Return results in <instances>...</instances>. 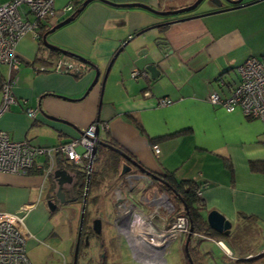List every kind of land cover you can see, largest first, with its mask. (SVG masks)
Wrapping results in <instances>:
<instances>
[{
    "label": "crops",
    "instance_id": "1",
    "mask_svg": "<svg viewBox=\"0 0 264 264\" xmlns=\"http://www.w3.org/2000/svg\"><path fill=\"white\" fill-rule=\"evenodd\" d=\"M73 1L55 0L58 13L43 22L49 28L45 33L72 15L62 9ZM84 1L79 0L82 4ZM110 1L144 3L161 11L194 2ZM246 1L245 6L214 14H207L214 8L203 2L194 11L177 16H160L141 7H117L102 0L90 2L73 21L48 35L50 43L99 67L100 81L89 91L95 77L91 64L69 55L48 57L46 50L42 54L46 59L37 61L40 42L32 34L26 35L17 45V71L10 73L7 65L0 66L4 83L7 77L12 79L13 95L8 108L0 113V130L15 141L52 147L79 137L94 122L105 124L100 129L103 140L115 141L151 173L169 174L178 181H196L205 204L202 214L207 218L210 211H219L232 222L229 234L238 232L241 238L244 236L238 244L227 238L229 234L214 229L221 236H195L192 248L198 262L231 264L233 260L264 253V123L246 117L241 109L229 112L209 101L214 91L223 97L231 94L240 80L237 67L248 58L264 57V0ZM164 22L170 23L153 27ZM122 47L105 77L112 58ZM60 58L79 64L80 69L75 72L82 69V74L77 77L73 75L75 72L58 73L50 69ZM149 65L157 67L155 78L147 70ZM135 70L142 73L137 78L132 76ZM220 79L224 85L219 83ZM3 89L4 86L0 88V105ZM163 98L172 102L161 105ZM29 109L36 111L35 116L29 115ZM154 145L160 149L158 154ZM60 159L62 166L56 169H65L74 177L72 183L63 187L66 198L74 199L69 204L79 203L83 209V201H79L72 184L77 182L76 171L85 169ZM46 161L44 156L37 159L43 165ZM131 166L134 172L127 174H141ZM50 176L0 172V211L25 215L27 231L33 237L42 241L54 237L57 246L68 242L69 254L74 238L69 220L61 215L68 208L75 213L78 207L68 204L54 211L49 209L47 202L58 189V183ZM143 177L137 178L130 190L133 199L144 207L143 196L151 190V182H145ZM115 179L112 176L104 179L95 193L100 195L99 201L92 205L100 204L104 216L110 204L114 218L122 209L119 201L122 205L130 203V196L122 195L118 201L116 192L113 194L109 186ZM140 179L144 180L142 188L137 182ZM157 220L163 224L161 216ZM187 237L182 234L172 245L181 250L183 264Z\"/></svg>",
    "mask_w": 264,
    "mask_h": 264
},
{
    "label": "built area",
    "instance_id": "2",
    "mask_svg": "<svg viewBox=\"0 0 264 264\" xmlns=\"http://www.w3.org/2000/svg\"><path fill=\"white\" fill-rule=\"evenodd\" d=\"M73 9V2H70L62 9V12L71 13ZM57 13L55 0H0V66L2 64L7 65L10 73L17 71L19 59L16 49L19 41L28 34L38 38L42 23ZM39 69L46 70L45 67ZM50 69L58 73H71L78 71L79 67L60 58L55 66ZM237 72L240 75V80L233 87L231 94L228 97H223L219 92L214 91L210 94L209 101L214 105H221L229 112L241 109L246 117L260 119L264 123V57L253 56L248 58L237 67ZM141 74L140 71L136 70L132 72V76L135 78ZM11 80L10 76L7 77L3 85V103L0 105V113L5 111L13 100ZM219 83L224 85L225 82L220 79ZM171 102L172 100L168 98L160 100L161 105H167ZM28 113L35 116L36 111L29 109ZM105 126V124L94 122L79 137L52 147L33 146L27 140L15 141L7 132L0 130V172L21 174L28 173L30 170H37L48 177L55 171L58 158H63L77 165H82L90 174L96 155L93 153V148L97 144L96 131L97 128L101 129ZM78 146L84 147L83 153L77 151ZM153 148L155 153L160 152L158 145H154ZM42 156L47 159L44 165L37 162V159ZM143 178L146 179L145 182L152 181L147 176ZM135 180V175L127 174L117 185L112 187V192L113 194L116 192L118 201L122 195L130 196L128 197L129 205L127 203L122 205L119 201V206L122 208L119 211L121 213H127L131 209H136L139 211L138 213H142L165 196L161 193L150 199L143 196L144 208L142 203L135 201L131 195L130 189L134 188ZM201 194L200 191L198 195L201 196ZM157 208L158 206L155 205L154 212H158L159 208L158 210ZM149 218L152 220L151 216ZM25 219L23 214L0 211V264H33L27 251V242L33 236L27 231ZM121 225L126 227L123 220H121ZM132 230L145 231L137 227H133ZM189 230V220L184 214L175 216L170 224L163 220L160 234L163 238L162 246L167 245L169 239L178 238L182 234L188 233ZM146 238L151 241L149 236ZM218 243L228 255L232 254L222 241ZM166 245L162 257L168 252ZM146 250H150L156 256L161 254L154 248L153 244L147 246Z\"/></svg>",
    "mask_w": 264,
    "mask_h": 264
},
{
    "label": "trees",
    "instance_id": "3",
    "mask_svg": "<svg viewBox=\"0 0 264 264\" xmlns=\"http://www.w3.org/2000/svg\"><path fill=\"white\" fill-rule=\"evenodd\" d=\"M82 3L79 2V0H74L73 1V6L74 9L71 12V14L74 15L76 18L80 13L78 10L82 7ZM49 28L45 23H42L41 25V31L40 35L37 38L38 41L40 42V55L37 57L38 60H43L46 59L43 54V50H46L47 56L51 57L53 55H57V57H61L62 55H68V54H63L60 50H54V49H49L46 46H43V35L45 34V31H47ZM70 52V51H69ZM70 56V55H69ZM73 57V56H72ZM76 58V57H73ZM79 66V64H77ZM80 69V66H79ZM82 74V69L80 72H75L73 75L79 77ZM4 80L0 77V88L3 87ZM106 142L112 144L113 146L125 151L120 145H118L115 141L113 140H105ZM67 160V159H66ZM95 165L92 167V171L90 173V183H89V189H88V199H87V207H86V212H85V222L86 224L90 221L91 218V210H89V207L92 205H95L100 198L99 194H95L96 191L100 188V185L105 182V178L107 176H112L116 178L112 184L109 187H112L120 179L122 167L125 163H127V160L119 153L116 152L109 147L105 145H100L98 147L97 154L95 155L94 159ZM62 159L58 158L56 167L57 166H62ZM77 165V164H76ZM81 166L82 165H77ZM264 167V166H263ZM84 168V167H83ZM85 169V168H84ZM32 170L29 171L30 173H42L41 171L37 170ZM77 173V182L72 184V187H74L77 195H79V201H83L84 194H85V188L87 184V176L88 173L86 170L81 171L80 169L76 171ZM53 178V176H50ZM161 177L164 180V183H159L162 184V188H164L166 191L174 193L176 196V199L179 202V205L177 206L176 213L177 214H184L187 216L189 220V224L192 225L193 227V234L190 239V244H189V252L191 255V258L194 262V264H204L200 263L197 261V259L194 257L193 250L192 248V243L194 239L196 238L195 236L199 237H213V236H221L218 233H216L208 224L205 215L202 214V210L205 209V204L201 196L198 195V193L201 191L199 184L194 181V180H181L178 181L175 179L173 176L167 174V175H161ZM54 179V178H53ZM55 180V179H54ZM75 184V185H74ZM79 189H78V188ZM185 207L187 209H185ZM250 230V229H249ZM188 235V233H185ZM228 239H230L232 242H235L236 244L240 243L242 240H244V236L241 238L239 233L237 232L236 234H229L227 236ZM250 238V237H247ZM185 260L186 264H191L188 256L185 252ZM231 264H264V253H261L257 256H252L249 258H239L236 260H233Z\"/></svg>",
    "mask_w": 264,
    "mask_h": 264
},
{
    "label": "water",
    "instance_id": "4",
    "mask_svg": "<svg viewBox=\"0 0 264 264\" xmlns=\"http://www.w3.org/2000/svg\"><path fill=\"white\" fill-rule=\"evenodd\" d=\"M92 1H94V0H85L83 5H82V7L78 10V12L79 13L82 12L83 9ZM102 1L107 2L109 4H112V5H115L117 7H122V8H124V7H127V8L141 7V8L147 9V10H149V11H151V12L157 14V15H160V16H170V15H176L177 16V15L189 13V12H192L195 9H197L198 6L201 5L203 2H206L208 5H211L212 8H214L213 11H211V12H209L207 14L219 13V12H222V11H227V10H230V9H237L239 7L245 6L244 4H242L243 0H196L194 3H192V4L188 5V6L179 8V9L161 11V10H157V9H155V8L149 6V5H146L144 3H138L137 2V3H120V4H116V3H114V2H112L110 0H102ZM227 4H230V6L226 7ZM74 19H75V17L72 14L68 18H66L63 21L59 22L54 27H52L48 32H46L43 35L42 39H43L44 45L47 48L60 50L63 54H68L70 56L76 57V58L80 59L83 62H87V63L91 64L94 67L95 77H94L91 85L89 86V88L87 90V91H89L100 81L101 70L99 69V67L96 64L91 63V61H88L85 57L79 56V55H77L75 53L69 52V51H67L65 49H62V48H59V47L55 46L54 44H52V43H50L48 41V35L50 33L54 32L55 30H57L58 28H61L64 25L70 23ZM171 22H173V21H171ZM169 23L170 22H164V23H161V24H156L153 27L156 28V27H159V26L167 25ZM153 27H149V28H153ZM143 32L144 31H141V33H143ZM122 51H123V47L120 48L119 51L116 53V55H114V57L112 58L109 66H108L107 73H106L105 77L107 76L110 68L112 67L113 62L118 58L119 54L122 53ZM125 55H127V57L130 58L129 53H126ZM147 70L152 74L153 78H155L154 74L158 73L157 67L155 65H149L147 67ZM105 79L106 78H104V80ZM104 85H105V82L103 81V87H104ZM96 137H97L96 138V143L97 144L93 148V153L94 154L97 153L99 145H105V146L109 147L110 149H112V150H114L116 152H119L127 160L128 163H125L123 165V169H122V174L123 175L127 174L129 172H134V171H132L133 168L131 166V165H134L137 168V172L140 171V173L142 174V175L141 174H134L136 176V179L137 178L139 179V178H141V176L143 177V175H146L151 180L153 179L154 181H160V182L164 183V180L161 177V174L157 175V174L151 173L149 170H147L143 166H141L139 164V162L133 160L131 158V156L129 154H127L125 151H123V150L113 146L112 144L106 142L105 140H103L101 138V135H100V128H97ZM52 176L54 177V179L58 183V189H57L56 197L58 198L59 202L62 204V203H70V202L74 201V199H67L66 198V194L63 191L64 185L66 183H72V181L74 180L73 179L74 177L72 175H70L67 170L61 169V168L55 169V171L52 173ZM89 183H90V175L87 176V184H86V188H85V196H84L83 204H82V208L83 209H82L81 225L83 224V218H84L86 205H87ZM47 203H48V207H49V209L51 211H54L56 208H58V203L54 202L52 199L48 200ZM206 220H207L209 226L212 229H214L215 231H217L218 233L229 234L230 231H231V228H232L231 220L227 219L222 213H220L217 210L210 211L207 214ZM94 223H95V231L98 234H100L101 231H102V219L101 218H97L94 221ZM192 234H193V227H192V225H190V230H189L188 237H187V240H186V243H185V252H186V254L188 256V259H189L190 263L194 264V262H193V260L191 258L190 252H189V242H190V239L192 237Z\"/></svg>",
    "mask_w": 264,
    "mask_h": 264
},
{
    "label": "rangeland",
    "instance_id": "5",
    "mask_svg": "<svg viewBox=\"0 0 264 264\" xmlns=\"http://www.w3.org/2000/svg\"><path fill=\"white\" fill-rule=\"evenodd\" d=\"M83 150V147H78V152H83ZM137 182H139L140 188L144 186V180L140 179ZM169 195L172 201L177 204V201L174 198L175 195L171 193ZM69 205L71 207H78L76 212L74 213L72 208H68L67 212L61 215V218H64V220H69L68 222L71 225L72 232L71 236L75 238L82 209L79 203ZM107 207L108 210L105 211L103 216V209L100 212V204L97 207L91 206V215H94L95 217L99 216L102 219L103 234L101 238H104V240L102 239L104 241V246L101 247L97 241L93 240L92 246L87 249V251L80 258V261L85 263L89 259H92L90 264H93V262L95 264H150L149 261H146L145 258H143V256L147 257V254H145L143 251L140 254L142 258H138V254L135 252L134 244L132 243V236L128 229L127 233L125 234L123 231H119L113 226V209L110 204H107ZM72 217L74 218V222L71 223ZM147 234L148 232L144 234L145 238L149 236ZM127 236L132 241L126 238ZM53 238L50 237L49 239L42 241L37 237H33L27 242L28 255L33 264H65V262L67 264H71L72 255L71 258L68 257V242L57 246L56 242L58 240ZM101 253H106V258L101 259ZM168 254V264H183V254L179 248L172 246Z\"/></svg>",
    "mask_w": 264,
    "mask_h": 264
},
{
    "label": "flooded vegetation",
    "instance_id": "6",
    "mask_svg": "<svg viewBox=\"0 0 264 264\" xmlns=\"http://www.w3.org/2000/svg\"><path fill=\"white\" fill-rule=\"evenodd\" d=\"M195 1L196 0H194V2ZM246 2H247L246 0H243L242 4L245 5V4H247ZM88 175H90V174H88ZM123 176H125V175H123ZM122 179H123V177H120V179H118V181H116L117 184ZM157 182L162 183L160 181H156V182L151 181V186H150L151 190L147 191L148 193H146L144 196L148 197L149 199L151 197H153L154 195H157L158 193L164 194L165 196H163L159 202L153 203L154 206L151 205L148 210L145 211L143 209L144 212H142V213H138L139 211H137L136 209H131V210L127 211V213L118 212V214H116L117 216L115 218L113 217V226L116 229H118L119 231H123L125 234L127 233V229H128V231L130 232V234L132 236V240L134 242L131 239H129L128 236L126 238H128L134 244V249H135V252L138 254V258H142L140 256V254L143 251L145 254H148L151 257H154V259H156V260H151V259H148L147 257L143 256V258H145L146 261H149L150 264H163V260H165L164 264H167V254L170 252V249H171L173 243L177 240V238L169 239V242L167 243V245L164 244V246H162L163 245V242H162L163 238L160 235L161 234V224L157 220V218L159 216H161V218L164 221H166L167 224H170L173 221L174 217L179 215L176 213L177 206L179 205V202L176 199V196H174L175 200L177 201V204L174 203L172 201L170 195H169L171 192L166 191L164 188H162V184H159ZM150 187L148 186V188H150ZM54 194H55V196L52 197L51 199L54 201L56 200L55 202L58 203V207L60 205H68L69 204V203H62L61 204L59 202L58 198L56 197V192ZM150 194H151V196H150ZM171 194H174V193H171ZM155 205H157L159 208V210L157 208L158 212L157 211L154 212V210H153ZM165 207H167V209H165ZM85 212H86V210H85ZM150 216H151L152 220L149 218ZM81 217H82V212H81V216H80V219L78 222V228L76 230V237L74 238V240L71 243L70 253L68 256L71 258V255H72L71 264H90L92 262V259H89L85 263H82L80 261V258L87 251V249H89L92 246L93 240L97 241L101 247L104 246V241H103L104 238H101L102 234H103V225H102L101 233L98 234L95 231V223H94V221L97 218H101V217H99V216L95 217L94 215H91L90 221L86 224L85 214H84L82 225H81ZM123 217H124V219H123ZM121 220H123V222H125L126 227L121 225ZM130 226H131V229H130ZM133 227L141 228L145 231L139 230L137 232V231L132 230ZM124 228H126V229H124ZM143 232L144 233L149 232L148 235H149L151 241L148 240L147 238H145V235L142 234ZM141 235H144V237H141ZM150 244H153L154 248L161 254L156 256L150 250L147 251L146 248ZM165 245H166L168 252L164 257H162V255H164L163 253L165 252ZM106 256H107L106 253H101L100 257H101V259H104V258H106ZM93 264H95V263L93 262Z\"/></svg>",
    "mask_w": 264,
    "mask_h": 264
},
{
    "label": "bare ground",
    "instance_id": "7",
    "mask_svg": "<svg viewBox=\"0 0 264 264\" xmlns=\"http://www.w3.org/2000/svg\"><path fill=\"white\" fill-rule=\"evenodd\" d=\"M148 237V236H147ZM148 255V254H147Z\"/></svg>",
    "mask_w": 264,
    "mask_h": 264
}]
</instances>
